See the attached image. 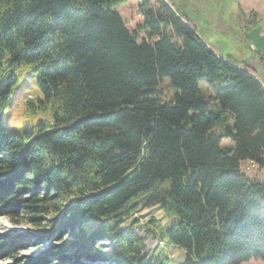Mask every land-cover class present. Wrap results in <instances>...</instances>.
Returning a JSON list of instances; mask_svg holds the SVG:
<instances>
[{"label":"trees","instance_id":"16d2710c","mask_svg":"<svg viewBox=\"0 0 264 264\" xmlns=\"http://www.w3.org/2000/svg\"><path fill=\"white\" fill-rule=\"evenodd\" d=\"M126 1L0 0V217L42 240L79 236L72 264H169L143 254L140 201L178 217L164 238L181 264L264 260V183L241 168H264L262 82L165 0L140 3L141 39L114 11ZM23 64L41 94L27 109L52 121L17 133L5 109ZM6 236L0 260L14 264L61 262L72 247L19 258L31 236Z\"/></svg>","mask_w":264,"mask_h":264},{"label":"rangeland","instance_id":"374dc122","mask_svg":"<svg viewBox=\"0 0 264 264\" xmlns=\"http://www.w3.org/2000/svg\"><path fill=\"white\" fill-rule=\"evenodd\" d=\"M144 1L154 3V0H127L115 6L114 11L123 18L127 28L132 33H141V39L146 37L145 32H139L143 25V17L140 14L139 5ZM181 15L185 16L194 25L199 36L204 39L207 45L219 56L230 57L241 64H250L261 72L264 71V62L260 56L264 55V0H165ZM245 62V63H244ZM29 67L25 64L16 71L19 82L13 88L11 99L5 109V123L10 131L22 132L29 126H34L42 122H51L50 110L39 111L32 114L25 105L29 100L40 98L41 94L36 86V80L29 74ZM254 72V71H253ZM255 74V73H254ZM263 84V83H262ZM264 86V84H263ZM206 88V86H204ZM158 94L164 103H169L175 96L168 81L162 82L158 87ZM223 146L232 145L230 141L224 140ZM241 168L251 178H256L259 174L264 178V168L257 165L242 163ZM28 195V194H27ZM134 218L138 220L136 227H131L145 240V250L143 254L149 256L167 257L169 264H181L185 260V252L176 246L168 244L164 238V231L171 225L178 222V217L166 213L158 207H146L137 202ZM66 213V212H65ZM60 214L62 219L65 214ZM57 219L50 215L45 218V225ZM155 219V223H150ZM14 225L7 216L0 217V235H12L17 241H22L25 235L30 238L24 239L28 249L20 253L19 258L25 256L37 257L47 256V250L53 245L77 244V235H65L61 241L46 238L44 231H37L27 224ZM28 233V234H27ZM40 236L41 238H39ZM29 237V236H28ZM30 240V241H28ZM41 241L39 246L32 243ZM61 245V246H62ZM75 246L69 247L65 253L67 260L57 261V258H49L52 264H72ZM60 262V263H59ZM81 262H83L81 260ZM0 264H14L11 260H0ZM242 264H264L263 259H251Z\"/></svg>","mask_w":264,"mask_h":264},{"label":"crops","instance_id":"0c3cea01","mask_svg":"<svg viewBox=\"0 0 264 264\" xmlns=\"http://www.w3.org/2000/svg\"><path fill=\"white\" fill-rule=\"evenodd\" d=\"M245 65L248 66L252 71H254L255 72V76L264 84V75H261V72H258L257 69L255 67H253L252 65H250V64H245ZM262 74H264V71H263ZM257 175L258 176L256 177V179H258V180H260L261 182L264 183V178L259 176V174H257Z\"/></svg>","mask_w":264,"mask_h":264},{"label":"built area","instance_id":"2783aa9c","mask_svg":"<svg viewBox=\"0 0 264 264\" xmlns=\"http://www.w3.org/2000/svg\"><path fill=\"white\" fill-rule=\"evenodd\" d=\"M252 164V163H251Z\"/></svg>","mask_w":264,"mask_h":264}]
</instances>
